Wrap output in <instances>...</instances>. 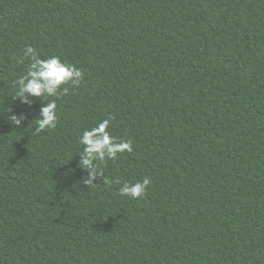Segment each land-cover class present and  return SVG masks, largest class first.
I'll return each mask as SVG.
<instances>
[{
  "label": "trees",
  "instance_id": "1",
  "mask_svg": "<svg viewBox=\"0 0 264 264\" xmlns=\"http://www.w3.org/2000/svg\"><path fill=\"white\" fill-rule=\"evenodd\" d=\"M28 45L83 82L14 98ZM104 119L132 151L90 187ZM0 264H264V0H0Z\"/></svg>",
  "mask_w": 264,
  "mask_h": 264
},
{
  "label": "clouds",
  "instance_id": "2",
  "mask_svg": "<svg viewBox=\"0 0 264 264\" xmlns=\"http://www.w3.org/2000/svg\"><path fill=\"white\" fill-rule=\"evenodd\" d=\"M24 57L29 58L31 63L26 73L16 79L14 85L17 92L14 98H19L24 104H31L29 97H59L69 93V87L62 85L79 86L84 80V71L75 65L63 62L59 56H52L47 59L40 58L35 49L28 45L24 49ZM22 62V61H21ZM57 104L55 100H48V103L40 109L35 132L39 133L46 128H54L57 123ZM25 114H11L9 121L19 126L26 119ZM110 119L100 121L95 127L84 130L79 138V143L83 145V150L79 152L80 166L87 170V176L83 183L93 186L97 177H104V170L99 166L107 160H115L119 153L132 151V143L128 140L116 142L108 131ZM104 184L110 185L107 177H104ZM117 184L119 180L115 181ZM151 184L149 177L141 181L131 183L125 181L119 189L121 196H130L133 199L141 198L145 195L148 186Z\"/></svg>",
  "mask_w": 264,
  "mask_h": 264
}]
</instances>
